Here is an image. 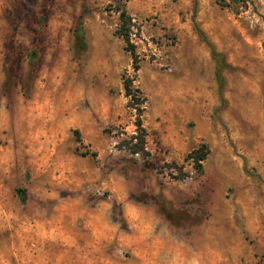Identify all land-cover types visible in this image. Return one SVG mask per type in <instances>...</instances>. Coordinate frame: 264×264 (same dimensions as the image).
<instances>
[{
  "label": "rangeland",
  "instance_id": "rangeland-1",
  "mask_svg": "<svg viewBox=\"0 0 264 264\" xmlns=\"http://www.w3.org/2000/svg\"><path fill=\"white\" fill-rule=\"evenodd\" d=\"M259 261L264 0H0V264Z\"/></svg>",
  "mask_w": 264,
  "mask_h": 264
},
{
  "label": "trees",
  "instance_id": "trees-1",
  "mask_svg": "<svg viewBox=\"0 0 264 264\" xmlns=\"http://www.w3.org/2000/svg\"><path fill=\"white\" fill-rule=\"evenodd\" d=\"M231 1H235V0H231ZM121 19L125 16V9L122 8L121 12ZM125 22V20H124ZM202 33V31H200ZM74 34L77 38V45H79V47L81 49L84 48V29L82 27V24L79 23L76 27V29L74 30ZM203 34V33H202ZM122 36L124 37L125 41L127 42V45L129 48H127L128 51H130L132 57L135 59L136 58V53L135 50L133 49V45H131L129 43V38H128V33H122ZM203 38L205 40V42L210 46V54L212 56V58L215 61V79L217 82V88H218V93L219 96H222L221 91L224 85V76L222 74V71L224 68L228 67V64L226 63L225 59H224V55L217 52L214 47L211 45L210 41H208V39L205 37V35H203ZM34 51L31 52V56H34ZM134 68L137 69L138 65H134ZM123 88L125 90V94L127 96H129L131 99H135L138 100L140 98L141 102L145 101V97H139L140 96V90L136 87H133L132 85V80L131 79H123ZM138 93V95H137ZM138 110V117L135 121V125H136V129L138 132H140V135L138 136V141L136 143H134V147L132 148V152L136 153V152H140V153H145V145H144V128L142 126V122L140 119V114H141V110L140 108L137 109ZM208 153V149L206 147L205 144H201L199 145L197 148L192 149L188 154H187V158H190L191 161L194 164V167L197 168L199 170L200 166H201V161L205 159L206 155ZM22 200H24V197L21 195L20 197ZM257 264H264L263 261H259Z\"/></svg>",
  "mask_w": 264,
  "mask_h": 264
}]
</instances>
